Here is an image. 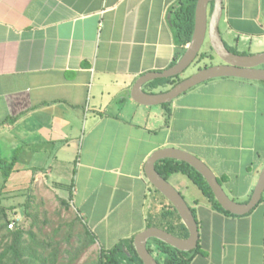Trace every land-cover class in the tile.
<instances>
[{"label":"crops","instance_id":"0c3cea01","mask_svg":"<svg viewBox=\"0 0 264 264\" xmlns=\"http://www.w3.org/2000/svg\"><path fill=\"white\" fill-rule=\"evenodd\" d=\"M179 2L0 0V159L16 158L7 183L66 173L67 160L72 201L104 248L134 238L165 202L144 171L153 152L197 156L239 202L264 165V82L215 78L166 106L132 99L138 77L180 57L170 22ZM218 28L228 48L264 51V0H223ZM171 87L156 79L143 89ZM168 181L198 223L199 252L189 264H264V199L232 216L185 175Z\"/></svg>","mask_w":264,"mask_h":264},{"label":"water","instance_id":"95a60500","mask_svg":"<svg viewBox=\"0 0 264 264\" xmlns=\"http://www.w3.org/2000/svg\"><path fill=\"white\" fill-rule=\"evenodd\" d=\"M211 3L213 6L209 14ZM222 9L223 0L196 1L193 31L189 43L171 67L162 72L146 73L134 81L131 90L134 101L145 105L165 104L196 85L215 78L232 77L264 82V67H261L264 64V51L247 55L232 52L225 45L218 28ZM205 41L214 55L222 61L221 63L198 69L197 72L183 78L165 92L149 93L143 89L144 85L156 79L180 75L197 58ZM167 158L183 161L199 172L221 207L232 214L249 213L260 203L264 193V165L250 197L244 202H239L228 196L215 173L197 156L175 148H163L153 152L144 166L146 178L150 185L174 206L188 230V237L180 238L155 226L145 228L133 238L134 250L143 264H158L147 248V243L152 238L180 251H192L198 244V225L189 205L182 194L156 170L155 163Z\"/></svg>","mask_w":264,"mask_h":264},{"label":"trees","instance_id":"16d2710c","mask_svg":"<svg viewBox=\"0 0 264 264\" xmlns=\"http://www.w3.org/2000/svg\"><path fill=\"white\" fill-rule=\"evenodd\" d=\"M196 1L197 0H180L177 8H175L171 14L170 22L173 29L174 41L178 46L181 47L180 55L191 39ZM229 49L232 52L238 53L235 49ZM211 53H213L212 50ZM211 53H202L201 56L210 57ZM176 60H174L172 65ZM206 66L208 65L205 64L204 67ZM200 68L202 67H199V69ZM183 78L184 77L181 75H178L160 80H165L170 84V86H173ZM163 105L166 106L167 103ZM15 163L16 158L8 161L0 159V170L4 178V182L8 180ZM155 167L158 173L166 180H169V177L176 173L185 175L201 191L206 201L212 208L228 215H235L221 207L205 179L189 164L183 161L167 158L157 161L155 163ZM217 178L219 183L222 185L223 178ZM55 186L68 188L70 196L72 195L71 184L64 185L62 183H55ZM162 197L165 202L159 204V209L157 211L150 213L152 216H147V227L155 226L166 230L177 237H188V230L181 221L176 209L163 195ZM263 199L264 193L262 195L261 201ZM190 209L194 215V210L191 207ZM158 217V221H160L159 223L156 222V218ZM85 234V246L94 244L96 242L95 235L89 231L86 225ZM4 238L5 240H3ZM1 241L0 264H56L57 252L53 249L50 252H47L44 246V241H39L36 237V234L31 230L24 231V228L16 225L13 230H9L7 235L3 237ZM151 244L154 246V249ZM80 248H82V246ZM80 248H78V250ZM147 248L152 253L158 264H189L195 254L199 252V243L192 251H180L160 240L152 238L148 241ZM97 264L143 263L134 250L133 238H131L129 240H120L109 248L101 247Z\"/></svg>","mask_w":264,"mask_h":264},{"label":"rangeland","instance_id":"374dc122","mask_svg":"<svg viewBox=\"0 0 264 264\" xmlns=\"http://www.w3.org/2000/svg\"><path fill=\"white\" fill-rule=\"evenodd\" d=\"M226 44L232 46L230 41H226ZM251 49L256 48L252 46ZM237 50L248 51L245 45H240ZM202 53H211L207 41L194 62L180 74L182 77L192 75L205 64L210 66L219 63L214 53L210 57L201 56ZM48 165L56 166L53 157L49 158ZM62 166L66 173L53 171L46 180L42 178L41 181L24 176L19 182L12 179L7 183L0 170V243L9 230L19 225L24 231H33L39 241H44L47 252L52 249L57 252L56 264H97L102 246L97 242L85 246V218L80 217L69 189L54 186L56 182L65 185L71 183V167H68L67 160Z\"/></svg>","mask_w":264,"mask_h":264},{"label":"built area","instance_id":"2783aa9c","mask_svg":"<svg viewBox=\"0 0 264 264\" xmlns=\"http://www.w3.org/2000/svg\"><path fill=\"white\" fill-rule=\"evenodd\" d=\"M9 226L12 227V223H10Z\"/></svg>","mask_w":264,"mask_h":264},{"label":"flooded vegetation","instance_id":"af4514ba","mask_svg":"<svg viewBox=\"0 0 264 264\" xmlns=\"http://www.w3.org/2000/svg\"><path fill=\"white\" fill-rule=\"evenodd\" d=\"M222 61L219 59V63H221Z\"/></svg>","mask_w":264,"mask_h":264}]
</instances>
